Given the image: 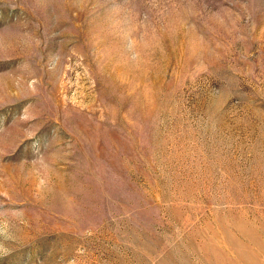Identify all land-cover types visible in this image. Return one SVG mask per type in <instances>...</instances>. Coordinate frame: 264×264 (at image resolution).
I'll return each instance as SVG.
<instances>
[{
	"label": "rangeland",
	"instance_id": "rangeland-1",
	"mask_svg": "<svg viewBox=\"0 0 264 264\" xmlns=\"http://www.w3.org/2000/svg\"><path fill=\"white\" fill-rule=\"evenodd\" d=\"M0 264H264V0H0Z\"/></svg>",
	"mask_w": 264,
	"mask_h": 264
}]
</instances>
